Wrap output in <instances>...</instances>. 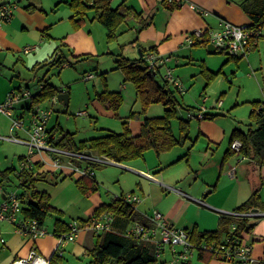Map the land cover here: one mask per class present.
<instances>
[{"label":"rangeland","instance_id":"rangeland-1","mask_svg":"<svg viewBox=\"0 0 264 264\" xmlns=\"http://www.w3.org/2000/svg\"><path fill=\"white\" fill-rule=\"evenodd\" d=\"M118 1L111 0L110 6L116 8ZM69 2L70 0H19L16 3L11 22L0 26V77L9 84L10 89L27 87L32 94L36 93L34 89L36 81L44 77L48 85L67 94V105H62L58 100L52 103V99L42 102L41 105L53 110L47 128L56 127L61 133H72L76 142L99 137L107 132L121 133L124 124L132 134L139 133L137 121L162 116L165 107L162 103L152 104L143 112L139 101L132 103L128 100V97L135 100L136 90L131 82L125 80L124 74L117 69L116 64L120 57L128 58V49L122 51L120 45L123 42L119 37L115 41H107L106 32L94 19L93 12H89L82 23L76 24L72 19L73 11ZM261 34L262 38L258 41L257 47L237 63L230 62L222 67L226 55H208L206 58L211 63V71L217 73L211 81L207 82L206 77L201 73L202 67L206 66L205 62L183 59L180 65L173 64L170 67L174 70L173 77L178 79L183 89L182 94L174 91V96L180 105L175 112L176 118L172 120L174 134H178L179 119L186 120L189 113L197 115L201 112L198 110L202 109H206L201 112L202 114L215 115L211 122L217 124L221 130H229L220 141L219 148L216 145L212 147L215 160L219 157L220 169L212 184L218 190L208 195V198L216 204L224 201L232 185L227 176V167L236 160V156L230 157L221 166V157L228 147L229 133L234 128L246 131L252 103L264 101V28ZM26 47H35V50L24 54L22 51ZM54 56L64 59L65 66L55 65L38 69ZM136 57L138 58L139 54ZM161 72L164 74L165 69ZM89 74L93 78L86 80L85 77ZM156 81L161 83L160 78H156ZM123 85L126 89H122ZM104 87L109 92L120 93L122 96V103L116 112L100 104L96 99L104 91ZM188 107L192 110L187 111ZM80 112H85L86 115H78ZM29 117V113H26V122ZM137 118L139 120H136ZM207 122L209 120L198 122L196 119H191L188 141L183 147H175L171 155L162 157V161L164 158L167 163L170 159L177 160L175 152L179 150H184V154L187 155L186 158H182L183 161L174 165L161 166V173L170 181H176L169 184L170 186L176 188L177 184L182 182L178 180L179 177L187 174L189 176L184 182L191 186L196 182L200 184L201 179L207 178V174L208 179H212L210 172L205 171L204 158H202L208 141L201 139V129ZM2 144L4 147H1ZM2 144H0V156L3 158V151L11 145ZM12 150V148L7 149L8 152ZM212 153L208 152V154ZM153 154L152 150L144 153L146 158H151ZM27 155L28 152L25 156ZM3 165L1 164V167ZM233 167H236L235 164L230 172ZM230 172L228 171V174ZM197 173L200 175L196 180ZM100 174H104V179L103 181L98 179L99 192L105 201H109L112 194L119 195L120 190L129 194L127 190L130 187H134L135 195L138 196L139 178L133 173L106 166L97 171V177ZM15 186L12 180L6 187L7 192L16 191ZM208 190L205 188L201 195ZM136 208H142L140 202L136 204ZM192 214L193 209H190L189 215ZM258 220L263 221L264 217ZM164 247L165 252L159 260L169 261V247ZM57 264H92V259L88 255L75 261L64 256Z\"/></svg>","mask_w":264,"mask_h":264},{"label":"crops","instance_id":"crops-1","mask_svg":"<svg viewBox=\"0 0 264 264\" xmlns=\"http://www.w3.org/2000/svg\"><path fill=\"white\" fill-rule=\"evenodd\" d=\"M123 1H125V5L130 6L136 12L141 13L143 19L150 21L146 28L138 30V23L134 19H130L126 24L122 25L120 29L121 34L118 37L123 42L120 46L123 48L122 51L128 49V58L126 59L131 61L140 60L143 58L145 53L153 51L160 57L170 58L169 63L167 64L168 67H172L173 64L176 66L180 65L182 62L181 60L183 59L186 61L198 60L205 62L206 66L203 67H205L206 70L215 73L211 71V63L206 57L208 55L222 53L216 52L215 50L214 53L210 54L208 52L209 44L207 46H203L198 43L188 45L184 41V35L194 30H216L219 28L221 21H227L240 26L246 25L249 22L248 17L245 15L240 6L243 0H182V4L172 12L165 10L161 6V1L163 0H119L117 6ZM2 2L3 0H0V4ZM17 2H19V0H17ZM189 4H193L197 8L207 12L208 16L198 14L189 7ZM8 23L6 24L8 25ZM7 25L5 26L7 27ZM113 50L114 52H117L115 49ZM138 54L139 57L137 58L136 56ZM227 59L228 57L223 59V63L221 65L222 67L228 65L230 62L237 63L242 61V59L238 61ZM174 79L178 81V79ZM21 89V87L10 89L9 84L0 77V102L6 98L10 91H19ZM34 89H37V84L34 86ZM122 89H126V86L123 85ZM128 100L132 103H134V101H138L136 94L135 100L129 97ZM29 105L30 100L24 99L20 101L16 105L15 116L25 119V114L29 113ZM187 109L189 110L190 107ZM190 110H192V108ZM205 110L206 109H204V111ZM198 111L202 112V110ZM136 120H139V118ZM196 120L199 122L204 119ZM211 120H209V122L204 124L202 127L201 139L203 141H208L205 152L202 153V158H204L205 171L210 172L212 179L209 180V175L207 174V178L201 179L200 184L196 182L194 186L185 184L184 181L188 178V174L183 177H179L178 180L182 182L177 184V187L175 188L169 184L176 181H170L168 177L161 173V166L165 164L166 166H171L177 162L183 161L182 158L186 155V153L184 154V150L175 152L177 160L172 161V159H170L167 163L164 161V158L162 161V157L171 155L174 148L160 155H156L153 151L154 154L151 158H146L145 155H143L142 159L125 164L105 161L104 163L99 164L100 166L98 168L94 169L95 175L93 178L98 184V191L88 196H84L75 185V180L80 176L76 174L57 172L52 167L51 160L47 156H44V161L41 163L42 167L39 172H50L53 176H57L59 179L63 177L65 178L56 184L47 181L38 182L36 184V188L38 191H43L49 196L50 206L60 214H52L45 219L43 227L49 232V235L36 240L22 236L16 231L14 225L11 223L7 221L0 222V239L4 241L0 242V264H11L14 260L26 258L32 248H35L40 256L44 258H51L57 247V239L52 235V232L54 230L55 220L58 217L65 223L79 220L84 221L93 217L94 212L101 205L110 204L116 196L119 197L121 195H126L123 190H120V192H118L119 195L112 194L109 201H105L104 197L100 194L98 179L100 178V180L103 181L104 174H100L99 177H97V171L105 168L106 166L120 168L122 171L131 172L139 178V182L137 183L139 189V194H137L138 196L135 195L134 187H130L127 191L129 194L139 198L142 208H136L135 204V209L146 220L145 225L147 227L153 226L154 212H159L163 216L164 220L174 228L190 232L193 229L198 232L214 231L217 229V222L220 216L233 213L238 206L250 197L254 189L258 186H260L259 196L263 207L252 211L264 213V167H260L256 163L248 160H239L238 157H235L236 160H234L232 164L228 163L230 166L227 167V176L230 178L229 180L232 185L227 193V196H225L224 201L216 204L208 198V195L213 194L218 190L216 186H213L212 184L214 177L217 176V172L220 169L218 164L219 157L215 160V155L212 153V147L216 145L219 148V145L221 144L220 141L224 138L226 132H229V130H221L218 125L211 122ZM142 121L143 120L137 121L139 123V133ZM53 128L56 129V127ZM53 128L48 129L46 126L47 131H51ZM231 132L229 133L227 140L228 143ZM139 133L131 134L136 136ZM58 134L59 133H57V135ZM10 136L27 140V133L24 130L13 129L11 126V120L8 117L0 115V144L9 143L8 145H11L3 151V158L0 156V171H4L8 168H17L19 159L26 157L25 154L28 152V148L24 144L14 143L3 139ZM1 147H4V144H2ZM10 148L13 150L8 152L7 149ZM208 152L212 154H208ZM223 156L221 157V166L224 163L222 161ZM31 161L35 164L38 163L40 159L38 156H33ZM1 164H4L3 167H1ZM233 164H235L236 167L232 168L234 173L231 175L230 169ZM190 170L193 171V169ZM213 170L216 172H211ZM228 171L230 172L229 174ZM199 175L200 174L198 173L196 174V180L199 178ZM11 178L12 175L6 177L2 183L0 182V206L5 202L7 194L13 192H7L6 190L7 185L12 181ZM205 188H208L209 190L205 194L201 195ZM3 192H6L7 194L5 195ZM190 209H193V214L191 216L189 215ZM18 219H23L21 213L18 215ZM249 223L254 224L256 227L249 233H244L242 237L245 243L251 246L252 256L254 260L258 262L264 260V220L260 221L258 219L253 220L249 218ZM97 235L98 234L86 227L82 228L78 239L73 243H67L63 247L62 259L66 256L67 258L79 261L80 258L87 257L89 255V251L96 242ZM176 251L180 252L181 247H176ZM164 252L165 247L162 248L159 258L162 257ZM169 253L170 257L168 259L170 261L172 259L170 249ZM159 258H157L158 264H167L169 262L159 260ZM187 264L237 263H230L217 258H212L204 262L198 260L197 252H192Z\"/></svg>","mask_w":264,"mask_h":264},{"label":"trees","instance_id":"trees-1","mask_svg":"<svg viewBox=\"0 0 264 264\" xmlns=\"http://www.w3.org/2000/svg\"><path fill=\"white\" fill-rule=\"evenodd\" d=\"M181 4V0L161 1V6L169 12L174 11ZM69 6L73 11L72 19L76 24L82 23L86 15L89 12H93L94 19L106 31L108 42L117 39L121 34L122 25L126 24L130 19H134L138 23V30L146 28L150 22L143 19L141 13L125 5V1L121 2L116 8L110 6V0H70ZM240 6L249 19L248 28L255 33H259V35H254L253 40L257 39L259 41L262 38L261 32L264 28V0H243ZM198 44L208 45L205 40L198 42ZM256 47L257 45L253 46L252 51ZM226 56L228 57L227 60L238 61L243 59ZM65 62L64 59L54 56L53 59L46 61L38 69L46 66H65ZM116 64L117 69L124 74L125 80L134 85L136 97L141 103L142 111L145 112L148 106L152 104L162 103L165 107L164 114L159 117L144 118L141 123L140 133L136 136H133L127 125L124 124L121 133L107 132L99 137L76 142L74 134L61 133L53 128L51 131H47L49 134L48 143L55 148L72 153L89 152L103 160L118 164L142 159L144 153L149 150L154 151L156 155H160L175 147H182L189 139L190 119H179V131L178 134H174L172 120L176 118L175 112L180 106L174 96V91H178L164 80L161 68L158 67L155 71L149 70L143 58L131 61L120 57ZM201 73L206 77L207 82L217 75V73H212L204 67H202ZM156 78H160L161 83L157 82ZM36 84V93L32 94L30 98L29 110L58 95L56 88L48 85L44 77L38 79ZM26 89L28 88L26 87ZM96 99L113 112H116L122 103L120 93L109 92L105 87L104 91ZM187 111H190V109H187ZM214 118L215 115L203 114L204 120ZM57 133L59 134L57 135ZM236 140L241 143L239 155L260 167H264V101L252 103L246 131L235 128L231 132L228 149L222 159L223 162L232 156H239L230 148L232 142ZM186 157L187 155L184 156V158ZM22 159L24 157L20 158L19 161ZM99 166V164H90L93 169ZM41 167V164L35 163L31 169L19 171L17 168H8L0 171L1 183L6 177L12 175L11 180L16 185L14 193L20 202L23 220H35L39 226L44 225L48 216L52 214L59 215L60 213L50 206L49 196L43 191H38L36 184L45 181L56 184L65 178L59 179L50 172H39ZM75 185L84 196L98 191V184L93 177H79L75 180ZM259 189L260 186L254 189L250 197L238 206L233 213H249L252 210L262 208L263 204L260 200ZM3 194L6 195L7 193L3 192ZM104 213L113 216V223L111 230L97 235L96 242L89 251L92 264H158L152 244L138 241L125 234L131 225L135 223L145 225L146 223V220L135 209L134 204L126 203L123 195H121L110 204L101 205L94 212L93 217ZM89 220L90 218L85 221L79 220L78 222L80 225H84ZM253 227L254 224L249 223V218L224 214L218 219L217 229L214 231L198 232L195 229L191 232L185 231L188 233L192 249L198 253V260L206 262L212 258H217L230 263L243 264L233 257L230 259L224 258V251L221 250V247L232 248L239 240H243L242 235L249 233ZM68 231V223L58 217L55 220L52 235L59 237L67 234ZM61 259L62 256L54 253L49 259V264H57ZM254 264H264V260Z\"/></svg>","mask_w":264,"mask_h":264},{"label":"built area","instance_id":"built-area-1","mask_svg":"<svg viewBox=\"0 0 264 264\" xmlns=\"http://www.w3.org/2000/svg\"><path fill=\"white\" fill-rule=\"evenodd\" d=\"M182 2V0H181ZM17 0H3L0 4V26L4 23L10 22L16 8ZM189 7L202 16H208V13L197 8L193 4ZM254 35L259 33L253 32L246 25H234L227 21H221L219 28L213 31L194 30L184 35V41L188 45H193L202 40L207 44L212 45L216 52L224 53L230 57H246L251 51L253 46L258 44V40L253 38ZM35 50V47H26L23 49L24 54H29ZM143 59L149 70L155 71L158 67L165 69L163 78L179 93L183 92L179 82L173 77V69L168 67L170 58L160 57L154 52H147L144 54ZM92 75H87L86 80L92 79ZM32 92L29 89L23 88L19 91H10L6 98L0 102V115L8 117L11 120V126L15 130H24L27 133V140H22L17 137H5L6 141L24 144L28 148V155L24 157L17 166L19 171L24 169H31L34 163L31 161L33 156H38L41 164L44 160L43 157L47 156L51 160L52 167L61 173L76 174L80 177H94L95 171L90 167V164H102L107 160H103L89 152L85 153H72L53 147L48 143L49 134L46 126L53 114L50 107H43L38 105L29 110V120L15 116L16 105L24 100H30ZM57 98L52 99V103H56ZM204 109H202V112ZM78 115H85V112H80ZM188 119H203V114L195 115L194 113L188 114ZM231 150L239 155L241 143L239 141L232 142ZM239 160H247L245 157L239 155ZM234 170H231L233 175ZM124 201L129 204H137L139 198L126 194L123 196ZM118 198L117 196L114 199ZM21 213V205L14 192L7 194L5 202L0 206V222L7 221L14 225L16 231L22 236L29 237L32 240L45 237L49 232L43 227L39 226L35 220L18 219ZM234 217H243L257 220L264 217L263 212L250 211L249 213H230L227 214ZM113 223V216L111 214H101L94 216L84 225H80L78 221L68 223L69 231L57 239V247L55 252L58 256H62L63 247L67 243H73L78 239L82 228L86 227L96 234L104 231L111 230ZM126 236L134 238L138 241L150 243L153 245L156 257L159 258L162 248L168 246L171 250L172 259L167 264H187L189 257L194 250L189 243L188 233L183 229H177L167 223L159 212L153 215V226L147 227L140 223H135L126 231ZM0 242H4L0 239ZM176 247H181V251L177 252ZM224 251V258L230 259L231 257L240 261L243 264H254L256 261L252 256V248L246 244L244 240H239L232 248L221 247ZM50 258L40 256L35 248H32L26 258L14 260L11 264H49Z\"/></svg>","mask_w":264,"mask_h":264},{"label":"water","instance_id":"water-1","mask_svg":"<svg viewBox=\"0 0 264 264\" xmlns=\"http://www.w3.org/2000/svg\"><path fill=\"white\" fill-rule=\"evenodd\" d=\"M214 51H215L214 47L212 45H208V52L210 54H212V53H214ZM56 98L62 105H67V103H68V95L67 94H64L61 91H58V95L56 96Z\"/></svg>","mask_w":264,"mask_h":264}]
</instances>
